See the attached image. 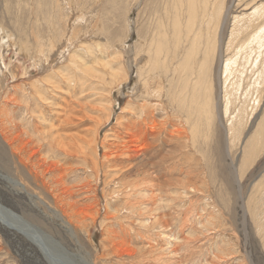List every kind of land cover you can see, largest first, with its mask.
Masks as SVG:
<instances>
[{"label": "rangeland", "instance_id": "374dc122", "mask_svg": "<svg viewBox=\"0 0 264 264\" xmlns=\"http://www.w3.org/2000/svg\"><path fill=\"white\" fill-rule=\"evenodd\" d=\"M42 1L44 6V0H0V40H8L10 34L13 39L24 40L23 33H26L33 42L31 27L36 14L33 15L31 10L37 5L43 11ZM172 1L74 0L68 4L61 0L67 19L76 11L80 10L82 14L78 15L82 23H76L73 31L71 29L70 41L73 45L69 52L83 56L86 63L83 67L76 68L74 65L71 67L74 72L68 74L65 71L61 76L76 82L79 80L77 76L84 74L86 93L91 95V103L103 108L105 113L109 112L106 106H111L115 116H124L120 113L121 109L129 101L135 104L137 99L143 97L142 88L137 86V67L133 65V56L136 52L154 56L156 47L151 45L158 40V18H163L168 24V39L171 40L167 41L166 50L176 52L178 49L172 20L168 18L170 14L164 12L165 5L167 7L169 2L170 8ZM216 2L219 0H212L211 7ZM223 2L216 33L217 47L208 61L210 71L207 78L211 81L212 89L211 121L208 127L204 120H200L202 123L199 125L196 146L189 143L190 146H184V149L181 147L182 141L164 142L161 147L158 146L161 154L156 159L159 162L157 168L145 172L146 167L140 165L139 158L138 170L124 177L122 173H116L119 167L110 166L112 171L106 167L105 170L109 172H104L101 147L94 156L97 160L95 163L72 164L77 169L67 177L65 184L80 190L79 198L83 201L79 218L84 223L77 221V217L69 219L66 214L71 222L67 227L50 209L62 211L63 208L55 201L52 181L31 174L28 168L19 163L18 157L12 155L0 135V174L3 175H0V202L59 243L71 260L77 257L83 261L82 257H87L96 264H155L162 256L165 260L163 264H170L171 260H166L173 258L207 264L217 256H234L236 260L233 264H244V260L250 256L254 264H264V44L260 46L263 40H253L264 23V13L261 15L259 9L264 0ZM53 6L52 12L55 9ZM39 19L41 23H38L44 24L42 27H45V31L49 30V19L43 15H39ZM57 19L54 18L55 21ZM59 23L63 31L58 25L57 29L48 32L49 38L58 35L57 44L63 42L62 35L67 31L66 22L60 20ZM188 43L186 46L189 47ZM87 50L93 51L92 55L87 54ZM25 54L20 52L18 45L3 50L0 56V99L8 91L9 99L20 96L22 90L18 89L19 85L46 76L42 60L34 61ZM227 59L234 60L236 70L232 79L237 81L228 103L220 88ZM108 60L111 61L112 70L103 69V72L101 69L102 77L83 72L84 67L96 62L97 67L102 68L101 64ZM112 72H116L118 77H112ZM162 72L159 70L153 74L151 82L154 84L151 85L155 88L171 84L166 81L168 77H163L165 81H162ZM57 79H54L55 83L66 88V83ZM52 95L48 89L46 96ZM99 98L106 100L104 106L98 103ZM15 115L18 117L17 113ZM106 117L107 114L99 116L102 124ZM156 117L159 124L162 118L159 115ZM131 118L124 119L127 127L120 135L137 126H146L135 123V118ZM115 119L112 117L104 126H97L99 140L106 138L108 146L116 141H112L110 133ZM152 141L151 136L145 142L149 144ZM184 150L186 153L181 152ZM98 164L103 169L102 173L98 170ZM69 166L64 163V167ZM151 171L160 173L156 182L157 185L161 183L158 187H150L153 183L151 179L143 180L146 174L152 176ZM193 171L196 174L194 178L190 173ZM11 179L23 183L24 187L13 185ZM190 186H194L196 191L190 192ZM134 187L136 189L133 191ZM183 189L189 190V193L182 194ZM172 197H176L174 203L168 201ZM151 198L155 199V204ZM155 208L160 225L153 224ZM106 228L112 230L111 236L105 233ZM42 251L28 239L27 234L11 229L0 221V264H50Z\"/></svg>", "mask_w": 264, "mask_h": 264}, {"label": "bare ground", "instance_id": "6f19581e", "mask_svg": "<svg viewBox=\"0 0 264 264\" xmlns=\"http://www.w3.org/2000/svg\"><path fill=\"white\" fill-rule=\"evenodd\" d=\"M63 1L71 4L74 0ZM211 1L173 0L170 8H168V3L170 1L167 3V7L165 5L164 12L170 14L168 18L172 20L171 24L174 30V38L177 40L176 45L178 49L176 52H169L166 50L167 41L171 40L168 39V24L163 18H158V27H160V32L157 34L158 38H156L158 40L151 45L156 47L154 56L142 55L141 52H136L135 56H133V65L137 67V86L142 88L143 97L137 99L138 102L135 104L129 101L126 107L121 109L120 113L124 114V116H115L111 106H106L109 112L105 113L103 108L97 107L91 103L92 100L89 99L91 95L86 93L87 86H85L84 80L86 76L84 74H79L77 76L79 80L76 82L71 78L64 79L61 76L65 71H67L68 74L74 72L72 70L74 65L77 68L78 66L83 67L86 64L84 63L83 56L80 57V55H76L77 53L75 54L74 51L72 53L69 52L73 45L72 41H70L71 29L73 31V27L76 23H82V19L78 17V15L81 14L80 10L75 13L72 12L73 14L67 19V17L64 16L65 13L61 4L63 2H61V0H44V6L42 1V6L46 9L43 11L39 10V6L37 8V5L33 2V4L36 5L33 6L31 10L34 12H32L33 15L36 14L34 25L31 27L33 42L29 38L31 36L26 33H23L25 37L24 40L13 39L10 33V35H8V40H0V56H2L3 50H5L6 47L14 48L18 45L20 52H25V55L33 58L32 60H42V68L47 72L46 76L39 80L19 85L18 89L22 90L20 96L9 99L7 95L9 91L4 92L3 97L0 99V135L9 146L12 155L18 157L19 163L28 168L31 174H34L36 178H41L42 180L49 179L52 181L51 188H53L55 201L64 209L62 208V211L57 208L50 209L54 211L58 219L64 222L65 226L69 227V225H71L69 219L72 217H77V221L84 223L83 220L79 218V209H81L80 206L83 201V199L79 198L81 196L80 190L73 189L65 184L67 177L77 169V167L72 164L88 163L92 161L95 163L97 160L94 156L96 153H99V148L101 147L103 149V160L101 164L104 172H109V170H105L106 167V169H110V166H113L119 167L116 169V173H122L123 177L125 175H130L138 170H136V168L138 167L139 158H141L140 165L142 164L144 167L148 168L144 169L145 172H147L149 169L158 167L159 162H157L156 159L161 154L160 147L162 143L167 141H182L181 147L183 148L184 146L189 147V143H191V146H196L199 125L202 123L200 120H204V123L207 124L208 127L210 126L212 115V89L211 81L207 78L210 71L208 61L217 47L216 33L223 11L224 0H219L218 3H214V7H211ZM51 5H54L53 7L55 8L53 12L51 11ZM259 9L262 15L264 13V4L260 6ZM22 13L23 12H21V15H23ZM32 13L30 14L32 15ZM39 15H43L44 18L49 19V21H47L49 30L45 31V27H42L44 24H40ZM56 17L58 18L57 21L54 20ZM22 19L24 20V18ZM60 20L66 22L67 31L62 35V39H64L63 42L57 44L56 38L58 35L49 38L48 32L57 29L58 25L59 28H61L62 22L59 23ZM39 21L40 23H38ZM21 25L23 24L21 23ZM20 31H22V29ZM258 39L259 41L263 40L260 45L262 46L264 44V23H262L254 35L253 40L258 42ZM67 41L68 44L65 45ZM187 43L188 45L190 44L189 47L186 46ZM138 47L140 48V46ZM87 52V54L90 53L89 55L93 53L91 50H87ZM233 62L234 60L232 61V59L226 60L223 70V79L222 81L220 79V88L224 93L226 103H228L229 97L234 94L232 90L235 89V84L237 85V81L235 82L232 79L236 70ZM101 65L102 68H98L96 62L95 65L84 67L83 72H87L94 77H102L100 72L101 69L103 72V69H108L111 72L112 67L110 60ZM159 70L163 71V74L160 73L162 81H165L163 77H168L169 79L166 78V81H170V85L166 87L159 86L157 88L151 85L154 84V82H151L154 77L153 74ZM169 72L172 73V76L169 75ZM111 75L112 77H118L116 72H112ZM57 78L63 83H66V88L55 83V80H58ZM48 86L50 88H48ZM29 89L32 91L29 92ZM48 89H50L51 93L54 95L50 97L46 96ZM129 92L130 91H128V93ZM134 94L135 92H133V95ZM95 100L97 101V99ZM104 100L99 98L98 103L104 106ZM99 111H101V113L98 116L95 115V113ZM16 113L18 117L15 115ZM106 114V120L102 124V120L99 119V116H104ZM155 114L162 118L159 124ZM112 117L116 118V122L115 125L111 127L110 133L113 137L112 141H114V139H116V141L113 143L114 145L108 146L106 145V138L101 141L99 140L97 135H99L100 131L97 130V126H104L112 120ZM131 117L135 118V123H144L146 126L142 128L137 126L135 129L133 128L132 131L126 130L123 135H120L121 131L127 127V124H125L126 120L124 119H132ZM207 135L208 134L205 135L206 139ZM151 136L153 141L146 144L145 141ZM104 140L106 141L105 143ZM181 152L186 153L185 150ZM64 163L70 166L64 167ZM95 167L97 168V163ZM103 169L101 165H99L98 170L99 172L101 171L100 173H102ZM110 171L112 170L110 169ZM190 173L194 175L192 176L193 178L196 177L194 171ZM151 174L152 176L146 174L143 180L151 179L150 182L152 181L153 183L150 187H154L157 185L156 182L159 180L160 173L155 174L151 171ZM0 175L3 176L2 174ZM98 177L100 179V176ZM11 181L15 186L19 185L24 187L23 183L15 182L12 179ZM189 188L192 190L190 192L196 191L194 186H190ZM135 189L136 187L133 188V191ZM58 190H61V193H58ZM142 190L141 188V193ZM183 192L189 193V190L183 189L182 194ZM176 194L180 196V193L176 192ZM175 198H169L168 201L174 203L173 201ZM151 199L155 204V199ZM156 211L157 208L153 210V224L160 225L161 220L158 218L159 216L156 215ZM59 212H61V215ZM66 214L69 219H67ZM95 219L96 218H94V220ZM0 221L11 229L27 234L28 239L43 250L42 252L45 254L50 264H81V262L82 264H96L87 257H82L83 261H79L77 257L74 258L75 260H71V256L65 252L64 248L59 243L43 234L35 225L33 226L23 220L18 214L7 208L1 202ZM141 223L143 224V221H141ZM68 229L72 232L71 228ZM106 231L105 233L111 236L112 230L106 228ZM234 260H236L234 256H217L207 264H233ZM164 261L163 257L159 256L155 264H163ZM166 261H170V264H182L184 262H186V264L189 262H191V264H197L195 261H187L183 258L167 259ZM244 264L254 263L252 258L248 256V258L244 260Z\"/></svg>", "mask_w": 264, "mask_h": 264}]
</instances>
